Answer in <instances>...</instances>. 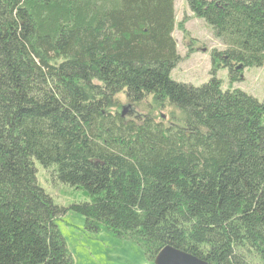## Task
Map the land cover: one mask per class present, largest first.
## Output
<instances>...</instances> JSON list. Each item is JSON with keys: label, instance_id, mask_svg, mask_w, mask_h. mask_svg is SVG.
<instances>
[{"label": "trees", "instance_id": "16d2710c", "mask_svg": "<svg viewBox=\"0 0 264 264\" xmlns=\"http://www.w3.org/2000/svg\"><path fill=\"white\" fill-rule=\"evenodd\" d=\"M174 3L0 0V264L74 263L34 160L85 191L83 228L152 262L264 264V99L215 74L264 69V0H186L224 45L200 86L170 77Z\"/></svg>", "mask_w": 264, "mask_h": 264}, {"label": "rangeland", "instance_id": "374dc122", "mask_svg": "<svg viewBox=\"0 0 264 264\" xmlns=\"http://www.w3.org/2000/svg\"><path fill=\"white\" fill-rule=\"evenodd\" d=\"M174 11L176 23L185 20L184 27L188 36L178 27L174 28L172 35L180 61L172 69L170 77L178 82L200 86L211 77V49L222 50L224 45L213 36L210 26L203 19L193 15L186 0H175ZM215 74L216 78L221 80L223 90L230 87L239 89L258 101L264 99L263 67L251 66L243 69L240 80L237 81L229 79L227 68L218 69ZM121 103V106L129 104L123 99ZM130 109L124 117H135V109ZM159 114L163 119L164 112ZM34 167L40 186L52 198L54 204L67 208L61 218L56 220V224L71 254L73 264H154L135 243L115 238L110 233H91L83 228L84 217L68 206L89 201L85 191L59 182L52 177L51 169L44 168L37 160H34Z\"/></svg>", "mask_w": 264, "mask_h": 264}, {"label": "water", "instance_id": "95a60500", "mask_svg": "<svg viewBox=\"0 0 264 264\" xmlns=\"http://www.w3.org/2000/svg\"><path fill=\"white\" fill-rule=\"evenodd\" d=\"M130 111V105L122 106L120 114L122 117ZM154 264H207L206 261L182 250L171 246H165L156 254Z\"/></svg>", "mask_w": 264, "mask_h": 264}]
</instances>
